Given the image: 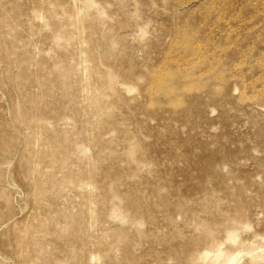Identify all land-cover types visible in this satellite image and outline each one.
Listing matches in <instances>:
<instances>
[{"label": "rangeland", "instance_id": "1", "mask_svg": "<svg viewBox=\"0 0 264 264\" xmlns=\"http://www.w3.org/2000/svg\"><path fill=\"white\" fill-rule=\"evenodd\" d=\"M0 264H264V0H0Z\"/></svg>", "mask_w": 264, "mask_h": 264}]
</instances>
